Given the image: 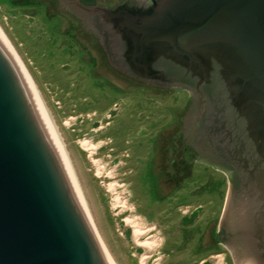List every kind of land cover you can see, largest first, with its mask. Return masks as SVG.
Wrapping results in <instances>:
<instances>
[{"label":"water","instance_id":"95a60500","mask_svg":"<svg viewBox=\"0 0 264 264\" xmlns=\"http://www.w3.org/2000/svg\"><path fill=\"white\" fill-rule=\"evenodd\" d=\"M69 1L97 11L120 72L193 87L203 98L193 125L244 172L222 212L224 244L241 264H264V0H124L113 8ZM0 264H108L56 134L1 32Z\"/></svg>","mask_w":264,"mask_h":264},{"label":"rangeland","instance_id":"374dc122","mask_svg":"<svg viewBox=\"0 0 264 264\" xmlns=\"http://www.w3.org/2000/svg\"><path fill=\"white\" fill-rule=\"evenodd\" d=\"M76 1L113 8L124 0ZM98 20L96 10L88 12L69 0H0L1 31L66 149L107 263L241 264L235 249L231 255L225 252L222 212L244 172L234 159L222 163L215 156L219 141L193 125L203 98L193 87L163 86L118 72L115 58L91 43L109 49ZM75 40L89 53L85 59L96 56L94 71L93 63L80 59ZM73 82L78 83L74 93L91 100L82 108L97 109L98 115H77L79 103L70 96ZM177 121L183 125L184 145L176 141L172 146L195 151L192 171L164 178V148L181 130L172 125ZM179 180L181 187L174 190ZM128 218L137 224L127 223Z\"/></svg>","mask_w":264,"mask_h":264},{"label":"trees","instance_id":"16d2710c","mask_svg":"<svg viewBox=\"0 0 264 264\" xmlns=\"http://www.w3.org/2000/svg\"><path fill=\"white\" fill-rule=\"evenodd\" d=\"M71 32H72V30H71ZM71 35H72V33H71ZM77 43H78V50L81 52V56H80V59L81 60H83L84 62H90V63H93V71H94V69H95V67L97 66L96 65V63H97V58H96V56L92 53L91 55H89L88 57H87V59H85V56H87V54H89L88 52H87V50H84V48H82L81 46H80V43L77 41V40H75ZM91 43H92V45H96V47H97V43H96V41H91ZM99 49V51H101V53H104L103 52V50L99 47L98 48ZM89 50V49H88ZM99 77V76H98ZM75 84V85H74ZM74 85V86H73ZM73 85L70 87V89H71V93H70V96L72 97V98H74V99H76L77 100V102L79 103V105L81 106V107H79V105L77 104L76 105V107H77V110H78V114L77 115H80V114H88V113H94V112H96V114L98 115V110L97 109H95V110H91V111H88V110H86L85 108H82L83 107V105H82V103L83 102H86V101H91V100H89L88 99V96L87 95H84V94H82L81 93V95H79V96H77V94L76 93H74V88L75 87H77L78 86V83L76 82H73ZM73 92V93H72ZM83 98V100H81ZM191 100V98L190 99H188V101H187V105H185V107L183 108V112H185V111H187V109L189 108V101ZM113 103H112V105H114L115 103H117V101L115 102V100L114 101H112ZM105 107H107V106H105ZM104 107V108H105ZM83 110H82V109ZM103 108V109H104ZM80 113V114H79ZM183 121V120H182ZM182 123V122H181ZM172 125H175V126H178L179 127V133H177V136H173L174 138H171V140H168L167 142H169V144L172 146V144H174L176 141L178 142V144L180 143L181 144V146H182V144L184 145V142H183V138H184V131H183V125L181 124V125H179V121H177V123H174V124H172ZM172 125L170 126V127H172ZM164 131H166V130H164ZM163 131V132H164ZM162 133V132H161ZM162 137V136H161ZM205 139V143H206V138H204ZM182 141V142H181ZM203 142V141H202ZM198 144V143H197ZM209 147H212V145H210L209 143H206ZM169 147V148H164V150L165 149H167V154H165V158L164 159H166V164H168L167 166H165V169H163L162 171L164 172V178L166 177V175H169L170 176V174L172 175V174H176V176H178V175H182L183 173H182V170H185L186 172H188V176L191 174V171H192V161L194 160V158H193V156H192V153L191 152H194L195 153V151H191L192 149H189L187 146H185V148L187 149L185 152H184V148L183 149H179L178 147L177 148H175L176 147V144L174 145V146H172V147ZM180 150V151H179ZM173 151H174V153H173ZM215 151H216V154H215V156L216 157H218L219 158V154H221L222 156H223V154L221 153V151L220 150H217V149H215ZM159 152V149H158V147H156V155H157V153ZM171 153H173V154H171ZM218 154V155H217ZM196 155V154H195ZM220 159V158H219ZM227 160H226V158H225V156H223V158H222V163H224V162H226ZM221 165V164H220ZM167 167V168H166ZM229 173H230V175L231 174H233V171H230L229 170ZM186 177V176H185ZM164 178H163V180H164ZM182 179V178H181ZM163 180H162V182H163ZM180 182H181V180H179V182L178 183H176V185L173 187V189L174 190H177V189H179V187H181L180 186ZM226 185V184H225ZM218 234V233H217ZM211 254V253H210ZM206 257H204V259H205ZM204 259H202V260H204Z\"/></svg>","mask_w":264,"mask_h":264},{"label":"bare ground","instance_id":"6f19581e","mask_svg":"<svg viewBox=\"0 0 264 264\" xmlns=\"http://www.w3.org/2000/svg\"><path fill=\"white\" fill-rule=\"evenodd\" d=\"M0 32L2 33V35H3L4 39H5V41L7 42L8 46H9L10 49L12 50V53H13L15 59L17 60V62H18L19 65L21 66V68H22V70H23L25 76L27 77V79H28L30 85L32 86V88H33V90H34V92H35V94H36L38 100L40 101L41 106H42V108H43V110H44V112H45V114H46V116H47V118H48V120H49V122H50V124H51V126H52V128H53V130H54V132H55V134H56V137H57V139H58V142H59V144H60V147H61V149H62V152H63V154H64V157H65V159H66V161H67V164H68V166H69V168H70V171H71V173H72V176H73V178H74V181H75V184H76V186H77L78 192H79V194H80V196H81V199H82L83 204H84V206H85V209H86V211H87V214H88V217H89V219H90V222H91L92 228H93V230H94V232H95V234H96V236H97V239L99 240V243H100V246H101V249H102V248H104V246H103L102 243H101V240H100V237H99L98 231H97V229H96V227H95V222H94V220H93V218H92V216H91L90 209H89V207H88V205H87V201H86L85 196H84V194H83V192H82V189H81V187H80V184H79V182H78V179L76 178L75 173H74V171H73V169H72V165H71L70 159H69V157H68V155H67L66 149H65L64 145L62 144L61 139L59 138V136H58V134H57V132H56L54 126H53V123L51 122V120H50V118H49V114L47 113V110H46V108H45V105H44V103H43L41 97L39 96V94H38V92H37V89H36V87H35V84L33 83L32 79L28 76V73H27V71H26V68L24 67L22 61L20 60V58L18 57V55H17L16 52L14 51V48L12 47V45L10 44V42L8 41V39L6 38V35L4 34V32L1 31V28H0ZM116 201H117V203L120 204V199H119V198H118ZM120 207H126V206H125V205H120ZM126 222L129 223V224H132V225H133V224H137V222L134 221L132 218H128V219L126 220ZM141 231H142V230L140 229V227H138V225L135 226V232H136V235H137V234H138V235L142 234ZM143 231H144V230H143ZM136 235H135V236H136ZM149 242H150V241H149ZM149 242H145V243L143 244V246H146V247L150 248V246H152V244L149 243ZM103 254H104V253H103ZM105 259H107V257H106ZM107 260H109V259H107ZM107 260H106V261H107ZM108 262H109V264H110V261H108Z\"/></svg>","mask_w":264,"mask_h":264},{"label":"flooded vegetation","instance_id":"af4514ba","mask_svg":"<svg viewBox=\"0 0 264 264\" xmlns=\"http://www.w3.org/2000/svg\"><path fill=\"white\" fill-rule=\"evenodd\" d=\"M80 8V7H79ZM97 25H98V27L100 28V30H101V32H102V34L104 33V36H103V38L105 39V41L107 42V45H109L108 44V35L106 36L105 35V29L102 27V26H99V23H97ZM96 43H97V47L99 48L100 46H98V42L96 41ZM101 45H103L102 44V42H101ZM102 50H103V52H105L107 55H111L112 57H114L113 56V54H112V52H111V50H110V48L107 50V49H105V47L103 48V47H100ZM115 58V57H114ZM115 60H116V63H118V65L120 66V60H118V59H116L115 58ZM116 70L118 71V72H120L117 68H116ZM122 74H124V73H122ZM125 75V74H124ZM212 148V147H211ZM209 150V152H211V150L210 149H208ZM218 155V154H217ZM220 156L219 157H221V158H223V156L221 155V154H219ZM226 160H227V158H226ZM227 162V161H226ZM241 177V176H240ZM225 252H229L230 253V250H229V247L227 246V249L225 250ZM231 255V254H230Z\"/></svg>","mask_w":264,"mask_h":264}]
</instances>
